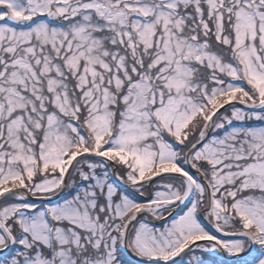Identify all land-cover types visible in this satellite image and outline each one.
<instances>
[{
	"label": "snow or ice",
	"instance_id": "obj_1",
	"mask_svg": "<svg viewBox=\"0 0 264 264\" xmlns=\"http://www.w3.org/2000/svg\"><path fill=\"white\" fill-rule=\"evenodd\" d=\"M0 264H264V0H0Z\"/></svg>",
	"mask_w": 264,
	"mask_h": 264
}]
</instances>
